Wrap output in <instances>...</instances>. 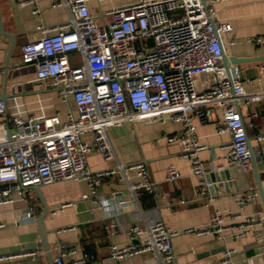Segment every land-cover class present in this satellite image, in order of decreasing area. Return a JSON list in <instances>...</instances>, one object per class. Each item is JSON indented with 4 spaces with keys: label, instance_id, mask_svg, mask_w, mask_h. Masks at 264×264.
Segmentation results:
<instances>
[{
    "label": "built area",
    "instance_id": "obj_1",
    "mask_svg": "<svg viewBox=\"0 0 264 264\" xmlns=\"http://www.w3.org/2000/svg\"><path fill=\"white\" fill-rule=\"evenodd\" d=\"M91 1L60 0L58 5L68 9V23L21 48L22 65L34 66L36 80L50 82L64 101L72 98L76 114L69 112L63 120L58 113H33L21 97L0 100V206L12 204L15 194L66 180H84L88 193L82 199L99 202L116 213L130 200L114 197L110 202L100 197L98 189L106 178L126 185L133 201L143 194H157L158 184L145 162L96 172L87 164L95 148L112 159L110 130L139 121L182 125L167 141L190 160L192 175L205 195L207 167L199 154L207 145L198 139L195 120L212 122L215 109L221 112L217 132L231 135L229 166L249 175L253 171L248 143L252 124L245 120L243 110L259 97L246 94L238 69H231L229 76L222 65L224 39L233 27L217 20L213 6L217 0H126L122 6L103 11L101 20L91 13ZM19 2L37 4V0ZM145 40H152L153 45L141 44ZM246 41L262 45L264 37ZM235 43L228 41L229 46ZM75 54L82 64L72 62ZM249 117L255 119L257 114ZM87 134L93 135V143L84 140ZM181 178L175 166L166 168V182ZM259 199L258 190L253 189L241 194L237 203L242 206ZM71 205L64 203L60 210ZM259 219L264 221L262 213L249 218L235 237ZM4 227L0 221V234ZM227 230L223 213L216 211L208 229L187 232L212 233L224 240ZM129 234L128 245L111 247L115 258L151 253L159 264H178L173 239L179 232L162 220L133 224ZM73 253L61 252L54 263H86L87 254L71 259ZM234 253V249L227 250L225 264L232 263Z\"/></svg>",
    "mask_w": 264,
    "mask_h": 264
},
{
    "label": "crops",
    "instance_id": "obj_2",
    "mask_svg": "<svg viewBox=\"0 0 264 264\" xmlns=\"http://www.w3.org/2000/svg\"><path fill=\"white\" fill-rule=\"evenodd\" d=\"M59 1L37 0L36 5H20L19 0H0V96L5 94L7 99L21 97L33 113H58L66 120L67 113L76 114L72 98L64 101L58 88L50 82L36 80L34 66L21 63L24 44L68 23V9L58 5ZM125 3L126 0H93L89 7L91 13L101 20L103 11ZM213 6L217 11V20L233 27V32L224 39L226 55L263 59L230 67L238 69L246 94L259 97L243 111L245 120L252 124L248 135L262 174L264 44L254 45L246 39L264 37V0H217ZM36 9L39 12L36 13ZM230 39L235 40L234 46L228 45ZM71 59L75 64H82L77 54ZM251 113L257 114V118L251 119ZM220 114V110L215 109L213 121L205 124L195 120L198 139L207 145V149L199 155L207 167L208 176L234 169L235 179L212 183L205 178L207 190L205 195L202 194L198 179L192 175L190 160L182 158L178 147L167 141L168 136L182 130L179 123L139 121L114 127L109 134L113 158H105L95 148L87 159L89 168L96 172L145 162L152 180L158 184L157 194H143L133 201L126 185L118 183L116 178H106L98 189L100 197L110 202L114 197L130 200L129 205L119 213L101 207L99 202L83 200L82 196L88 193L84 180L54 182L31 188L23 195L15 194L12 204L0 206V221L5 223L0 234V264H55V257L66 250L74 252L71 259H80L87 254L85 264H159L151 253L121 259L111 253L113 245L124 247L129 244V229L133 224L144 226L154 220H162L169 228L179 232L173 239L178 264H225L226 252L231 249L235 250L231 264H264V221L259 219L253 226L243 229L242 236L235 237L249 218L259 217L261 213L264 216V207L261 199L242 206L237 203L241 194L257 189V186L253 171L245 175L229 166L231 135L217 132ZM83 138L89 143L94 141L92 134ZM170 165L182 174V178L173 183L165 181V171ZM64 203L72 205L60 210ZM216 211L223 213L228 229L224 240L212 233L199 235L187 232L189 229H208ZM28 213L31 218L27 219ZM42 231L47 251L42 242ZM261 247L263 251L259 252ZM250 250L257 254L248 257L246 253ZM8 256L14 258L5 259Z\"/></svg>",
    "mask_w": 264,
    "mask_h": 264
},
{
    "label": "water",
    "instance_id": "obj_3",
    "mask_svg": "<svg viewBox=\"0 0 264 264\" xmlns=\"http://www.w3.org/2000/svg\"><path fill=\"white\" fill-rule=\"evenodd\" d=\"M204 3H206V0H203ZM0 26L2 27V22H1V15H0ZM11 39H13L12 36H9ZM223 66L225 67L226 71H227V74L230 76V72H231V66L233 65H238V64H241V63H244V62H253V61H260V60H263L261 57H255V58H249V59H241V58H235V57H228L226 55V52L223 53ZM6 68H7V65H6ZM7 73L5 74V77H6ZM7 99V96L4 94L2 96H0V100H6ZM249 147H250V150L252 152V157H251V160H252V168H253V175H254V179H255V182H256V186H257V190L259 192V195H260V199H261V202L263 204V207H264V186H263V180L261 178V174H260V171H259V166H258V163H257V160H256V157L253 153V149H252V146H251V140L249 139ZM228 178H232V179H235L236 176H235V172H234V169H230L229 171H222L220 173H211L209 176L208 174L206 175V179L209 181L212 182V183H215L218 181H224L225 179H228ZM35 188V187H34ZM37 188V187H36ZM211 189V188H210ZM264 232V230H263ZM42 242L44 244V248L45 250L47 251L48 248H47V242H46V238H45V233L42 231ZM263 248H258V251L259 252H262ZM257 253L254 251V250H250L249 252L246 253V255L248 257H253L255 256Z\"/></svg>",
    "mask_w": 264,
    "mask_h": 264
},
{
    "label": "rangeland",
    "instance_id": "obj_4",
    "mask_svg": "<svg viewBox=\"0 0 264 264\" xmlns=\"http://www.w3.org/2000/svg\"><path fill=\"white\" fill-rule=\"evenodd\" d=\"M143 43L148 44L149 46L153 45L152 40H145V41L141 42V44H143Z\"/></svg>",
    "mask_w": 264,
    "mask_h": 264
},
{
    "label": "trees",
    "instance_id": "obj_5",
    "mask_svg": "<svg viewBox=\"0 0 264 264\" xmlns=\"http://www.w3.org/2000/svg\"><path fill=\"white\" fill-rule=\"evenodd\" d=\"M261 178L264 181V173L261 174ZM87 251H90L89 248L86 249Z\"/></svg>",
    "mask_w": 264,
    "mask_h": 264
}]
</instances>
